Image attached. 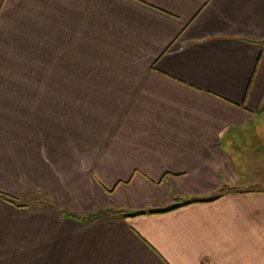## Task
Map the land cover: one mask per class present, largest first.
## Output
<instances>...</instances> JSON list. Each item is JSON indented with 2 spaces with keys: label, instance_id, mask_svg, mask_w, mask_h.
Segmentation results:
<instances>
[{
  "label": "crops",
  "instance_id": "crops-1",
  "mask_svg": "<svg viewBox=\"0 0 264 264\" xmlns=\"http://www.w3.org/2000/svg\"><path fill=\"white\" fill-rule=\"evenodd\" d=\"M0 264H264V0H0Z\"/></svg>",
  "mask_w": 264,
  "mask_h": 264
},
{
  "label": "trees",
  "instance_id": "trees-1",
  "mask_svg": "<svg viewBox=\"0 0 264 264\" xmlns=\"http://www.w3.org/2000/svg\"><path fill=\"white\" fill-rule=\"evenodd\" d=\"M139 214H142V213H139ZM93 217H95V216H93ZM92 218V217H91Z\"/></svg>",
  "mask_w": 264,
  "mask_h": 264
}]
</instances>
